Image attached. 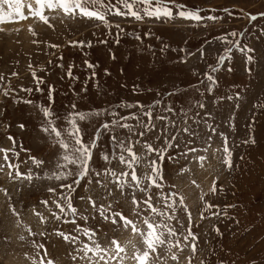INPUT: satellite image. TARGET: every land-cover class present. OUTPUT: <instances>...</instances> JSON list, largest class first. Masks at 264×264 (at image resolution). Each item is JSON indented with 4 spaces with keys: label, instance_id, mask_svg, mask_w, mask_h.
<instances>
[{
    "label": "rangeland",
    "instance_id": "obj_1",
    "mask_svg": "<svg viewBox=\"0 0 264 264\" xmlns=\"http://www.w3.org/2000/svg\"><path fill=\"white\" fill-rule=\"evenodd\" d=\"M177 2L186 4L189 8H199L205 15H219L222 19L214 24L206 21L204 23L208 26L205 27L204 24H196L180 18L168 22L153 20L137 22L130 18H113L123 20L122 27L125 28L118 46L114 44L113 36L107 34L108 30L102 26H95L99 22L87 19H67L61 22V19L57 18L51 21L55 26L54 29L34 19L6 24L5 31L0 32V74L5 76V81L0 83V88L7 85L15 91L9 97L0 95V121H3L0 124V147H12L6 137L12 135L15 138L19 156L9 153V157L13 163L20 165L21 172L26 173L31 170L37 176H45L51 171L50 164L56 158V147L52 146L39 132L42 114L38 111V107L47 104V84H52L56 89L53 108L62 117L69 102L77 103L80 111H89L114 108L118 102L133 103L137 99L151 106L161 98V107L155 112L165 114L163 113L165 103L175 109H188L194 105L201 99L195 89H203V86L197 82L196 76L190 75L189 78H185L177 73L175 74L178 77L176 88L181 89V92L175 97H168L166 93L160 91V87L148 83L151 77L145 73L143 86L152 91L133 96L130 88L134 82L141 83V77L135 73L140 72L142 66L151 68L157 64L159 58L167 61V66L171 68L173 67L172 58L177 55L171 49L184 47L195 51L197 47L202 46L205 50H211V55L206 56L205 61H197L195 57L189 61L194 65L196 72L202 73L206 69V63H214L216 56L222 54L225 45L221 44L219 39L231 31L242 33L236 38L242 45L255 47L260 53H264V18L249 21L241 14V9L252 14L264 12V0H177ZM225 7L233 13V16L229 17L224 13ZM29 27L33 28L37 35L33 36ZM112 31L114 32L115 29ZM136 36H140L142 42L137 41ZM228 38L234 39L230 36ZM100 39H107L108 43L100 44L98 43ZM76 40L90 41L92 47L80 49L69 45V41ZM53 44L60 47H50ZM163 44L170 46L168 53L161 54L160 48ZM217 49L221 52H217ZM110 52H115L117 56L115 61L110 59ZM232 55L230 66L234 71L229 73L221 70L216 73L219 84L214 95H227L233 91H241L243 94V99L239 102L241 107L232 113L233 102L225 100L219 105L212 104L211 109L219 130L229 135L230 147L234 153L233 170H227L220 163V154L215 153L216 147L220 146L217 137H213L212 148L207 152L202 150L205 146L203 139L197 138L193 145L201 149L197 155L207 157L203 167L191 159L187 163L182 159L180 164L175 166L169 162L166 166L165 192L176 191L183 195L194 218L198 215V209L203 210L200 201L202 193H208L205 199L220 205L221 208L228 204L236 205L234 209L228 210L230 218L210 217L194 226L193 230L200 235V240L198 252L192 264H200L202 258L205 264H264V110L253 108L255 104L264 103V90L258 87L264 86V67L261 66L264 65V59L258 57L257 64L252 66L253 74L249 76L244 70L243 56L235 50ZM59 57H63V60ZM140 57H144L148 63L145 65ZM85 60L97 65L95 69L97 78L94 81L88 79L91 70L85 66ZM49 61L52 63L50 64ZM29 63L36 69L37 75L47 81L41 86L44 88L43 93L19 91L21 87L35 88L32 70L28 67ZM57 64H63L64 67H57ZM69 67L73 75L79 77L78 80L66 78L65 73ZM104 69H108L111 75H105ZM12 72H17L19 75L13 77ZM256 73L262 75L257 76ZM122 83L128 84L129 87L121 88ZM82 86L87 88V94L81 93L80 97L75 96L73 89L80 91ZM163 87L171 89L167 83ZM21 98L30 99L33 103L24 104ZM204 99L207 101V94ZM119 110L122 113L127 111ZM194 111V108L191 109L189 116H192ZM254 112L256 116L254 136L257 142L255 145H244L242 141L247 132L246 121ZM230 114L234 116L235 127L232 130L228 129L227 122ZM167 115L177 121L183 117L182 112ZM20 123H24L26 128L20 129ZM156 123L160 124L159 121ZM57 124L63 126V121L59 120ZM80 125L88 134H91L93 128L97 126L95 121H81ZM102 141L107 151L106 135L102 136ZM24 149H31V151L26 152ZM2 155L0 153V162H3ZM30 155L45 160V165L42 168H35L28 160ZM241 156L244 157L243 160L240 159ZM97 163L103 164V161L99 160ZM181 165L189 168L190 171L178 174L176 169ZM112 167L118 169L120 166L113 161ZM8 171L9 169L5 167L4 171L0 172V188L8 193L6 196L4 192H0V264H32L33 258L38 260L33 241L37 244L45 243L50 257L56 261V264H86L79 258L76 260L71 258L72 255H76L72 245L54 236H32L27 231L28 227L37 233L45 229L51 231L54 228L66 232L74 230L75 225L51 218L46 225H40L38 218L32 212L35 208L46 216L49 215L39 201L46 198L50 201L54 199L46 189L60 182L47 179H33L31 182L13 180L7 175ZM137 171L139 174L140 169ZM192 180H195L196 184H192ZM214 180L217 188L223 189L216 195L209 193ZM172 185L175 187L173 188ZM99 191L100 189H96V192ZM87 192V186L82 183L73 192L74 205H79L81 202L78 197ZM65 194H67L66 190ZM115 195L119 196V193ZM121 205L125 215H128L129 205L123 198H121ZM49 206L55 210L51 203ZM12 207L19 212V218L11 214ZM69 219H76L78 223L84 224L79 217H69ZM88 223L95 224L96 221L90 219ZM213 226L219 227L223 235L215 236L210 231ZM202 230L203 234H201ZM21 236L25 239L21 240ZM106 237L116 238L122 245L131 240L137 247L140 246L139 238L130 230H123L117 226H104L103 231L97 236L102 246L106 243ZM81 239L87 242L86 238L81 237ZM201 248L203 251L200 250ZM132 252V245L127 244L128 255L131 256ZM157 252L159 259L154 257L153 264H177V261L171 259L172 253L165 248H159ZM172 252L180 257L179 264H188L186 257L190 255V252L187 248L182 253L177 252L176 249H172ZM41 255H43L42 250ZM125 264H134V262L126 260Z\"/></svg>",
    "mask_w": 264,
    "mask_h": 264
},
{
    "label": "snow or ice",
    "instance_id": "obj_2",
    "mask_svg": "<svg viewBox=\"0 0 264 264\" xmlns=\"http://www.w3.org/2000/svg\"><path fill=\"white\" fill-rule=\"evenodd\" d=\"M223 11L227 16H233L227 7ZM241 14L249 21L264 18V12L252 14L241 9ZM57 18H60L61 22L67 19H87L99 22L95 26H102L108 30L107 34L113 36L114 44L117 46L120 44L121 34L125 33V28L122 27L123 20L113 18H130L137 22L146 20L168 22L180 18L196 24H204L205 27L208 26L204 23L206 21L214 24L222 19L219 15L202 14L201 9L189 8L188 5L178 3L177 0H0V32L5 31L3 27L5 24L18 23L27 19H34L54 29L55 26L51 21ZM113 29H115L114 32ZM29 31L33 36L37 35L33 28L29 27ZM240 35L242 33L231 31L221 37L219 42L225 45L222 54L216 56L214 63H206V69L202 73L196 72L194 65L189 63L192 57H195L197 61H205L206 56L211 55V50H205L202 46L197 47L195 51L184 47L171 49L177 53L172 58L173 67L171 68L167 66V61L158 58L157 64L153 67L142 66L140 72L135 73L141 77V83L132 84L130 92L133 96L152 91L143 86L145 73L151 77L148 83L160 87V91L166 93L168 97H175L181 92V89L176 88L178 77L175 74H182L185 78H189L190 75L196 76L197 82L203 86V89H195L201 99L188 109H175L165 103L163 104L165 114H157L155 110L161 107L162 98L151 106L137 99L133 103L118 102L114 108L89 111H80L77 103L69 102L62 117L53 108L56 89L52 84H47V104L39 106L38 111L42 114L39 132L57 149L56 158L50 164L51 171L45 176H37L31 170L26 173L21 172L20 165L13 163L9 157V153L16 157L19 156V152L16 151L17 141L12 135H8L6 139L11 142L12 147H0V153L3 154L0 172L7 167L9 169L7 175L13 180L59 181V184L48 186L46 189L54 199L50 201L46 198L39 201L49 215L46 216L35 208L32 210L33 215L38 218L40 225H46L51 218L55 221L71 223L75 225V228L71 232L54 228L51 231L45 229L37 233L28 227L29 234L41 237L54 236L72 245L76 255H72L71 258L73 260L79 258L86 264H125L126 260L134 264H153L154 257L159 259L157 252L159 248H165L171 252V259L177 261V264H179L180 257L172 252V249L182 253L187 248L190 255L186 259L188 264H192L193 258L197 255L200 240V235L193 230L194 226L210 217L230 218L228 210L234 209L236 205L228 204L221 208L220 205L210 203L205 199L208 193H202L200 201L203 210L198 209V215L194 218L183 195L176 191L165 192L166 166L169 162L175 166L180 164L182 159L185 163L191 159L203 167L207 157L197 155L201 149L193 145L197 138L203 139L205 146L202 150L207 152L212 148L213 137H217L220 146L216 147L215 153L220 154V163L227 170H233L234 153L230 147L229 135L217 127L211 105H219L225 100L233 102L232 113L241 107L239 103L243 99L241 91H233L227 95H214L219 84L216 73L221 70L229 73L234 71L230 66L233 50L243 56L244 70L249 76L253 74L252 66L257 64L258 57L264 59V53H260L257 48L242 45L239 39H236ZM229 36L234 39H229ZM135 39L141 41L140 36H136ZM33 43H38V41H33ZM98 43L107 44L108 41L100 39ZM69 45L80 49L92 47L91 42L86 40L69 41ZM50 47L60 46L53 44ZM169 50L168 44H163L160 48L161 54L168 53ZM216 51L221 52L220 49ZM59 59L63 60V57ZM110 59L114 61L117 59L115 52H110ZM140 60L144 61L145 65L148 63L144 57H140ZM49 63L51 64L52 61ZM84 64L91 70L88 79L94 81L97 78L95 71L97 65L87 60ZM56 66L64 67L63 64ZM261 66L264 67V65ZM28 67L32 70L31 75L35 88L21 87L19 91L43 93L44 88L41 86L47 81L37 75L31 63ZM104 74L110 76L111 72L104 69ZM11 75L16 77L19 74L12 72ZM65 75L71 80L79 79L73 75L71 67L67 69ZM256 75L261 76L262 74L256 73ZM4 81L5 76L0 74V83ZM165 83L170 85L171 89L164 88ZM120 87L128 88L129 85L122 83ZM258 87L264 90V86ZM14 91L15 89H10L5 85L0 88V95L9 97ZM73 93L77 97H80L81 93L86 95L87 88L82 86L80 91L73 89ZM205 94L208 97L207 101L204 99ZM153 98L155 99V94ZM21 99L24 104L33 103L30 99ZM193 108L195 111L192 116H189L188 113ZM253 108L264 110V103L255 104ZM119 109L127 111L122 113ZM180 112L183 113L180 121L167 115ZM101 117L104 119H100ZM233 119L234 116L231 114L227 117L229 130L235 127ZM59 120L63 121V126H58L57 121ZM81 121H95L97 126L93 128L91 134H88L81 127ZM156 121L160 124L158 125ZM255 122L254 112L246 121L247 132L242 144H256ZM2 123L3 121H0V124ZM19 127L23 130L26 125L20 123ZM104 135L107 136L108 141L107 151L102 141ZM86 136L87 139H85ZM24 151L30 152L31 149H24ZM240 159L243 160L244 157L241 156ZM28 160L35 168H42L46 163L45 160L32 155L28 157ZM99 160H102L103 164H98ZM113 161L120 166L118 169L112 167ZM138 169H140L139 174ZM176 171L179 174L189 172L190 169L181 165ZM82 183L87 186L88 192L78 197L81 202L79 205H74L73 192ZM191 183L196 184V181L192 180ZM196 186L199 187V185ZM172 187L174 188L175 185ZM96 189L100 191L96 192ZM218 191H223V189H218L214 180L209 193L216 195ZM0 192L8 195L3 188H0ZM117 192L119 196L115 195ZM121 198L129 205L128 215L124 213ZM50 203L55 210L49 206ZM10 212L19 218L20 214L15 207L10 208ZM69 217H79L84 224L78 223L76 219H69ZM90 219L95 220L96 223L89 224ZM236 222L239 223V221ZM105 225L130 230L134 236L139 238L140 246L137 247L131 240L127 241V244H131L133 248L131 256L127 253V244L122 245L116 238L106 237V243L102 246L97 236L103 231ZM210 231L217 237L223 235L220 228L216 226H213ZM81 237L86 238L87 242ZM20 239L24 240L25 237L21 236ZM33 245L37 249L36 256L39 259L33 258L32 264H56V261L50 257L45 243L37 244L33 241ZM41 250L43 255H41ZM200 250L203 251L202 248ZM200 264H205L203 258Z\"/></svg>",
    "mask_w": 264,
    "mask_h": 264
},
{
    "label": "bare ground",
    "instance_id": "obj_3",
    "mask_svg": "<svg viewBox=\"0 0 264 264\" xmlns=\"http://www.w3.org/2000/svg\"><path fill=\"white\" fill-rule=\"evenodd\" d=\"M28 20H29V19H28ZM6 26H7L6 24H5V25H3L4 29L6 28Z\"/></svg>",
    "mask_w": 264,
    "mask_h": 264
}]
</instances>
